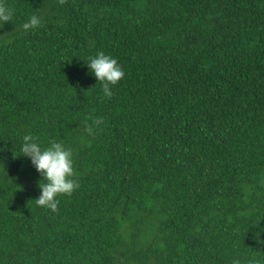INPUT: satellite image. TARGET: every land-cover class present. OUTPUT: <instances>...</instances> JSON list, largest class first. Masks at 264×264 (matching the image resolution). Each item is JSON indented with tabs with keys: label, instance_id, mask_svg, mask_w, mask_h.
I'll return each mask as SVG.
<instances>
[{
	"label": "trees",
	"instance_id": "trees-1",
	"mask_svg": "<svg viewBox=\"0 0 264 264\" xmlns=\"http://www.w3.org/2000/svg\"><path fill=\"white\" fill-rule=\"evenodd\" d=\"M3 3L0 264H264V0ZM26 134L72 152L55 212Z\"/></svg>",
	"mask_w": 264,
	"mask_h": 264
},
{
	"label": "clouds",
	"instance_id": "clouds-1",
	"mask_svg": "<svg viewBox=\"0 0 264 264\" xmlns=\"http://www.w3.org/2000/svg\"><path fill=\"white\" fill-rule=\"evenodd\" d=\"M14 17V11L0 0V21L9 22ZM42 24V18L33 14L22 25L25 31L35 30ZM89 72L102 84V90L106 97L113 95L112 88L124 77L125 71L117 59L98 52L88 57L85 63ZM22 155L27 158L37 173L42 177L38 181L40 196L35 199L38 206L55 212L58 208L61 195H71L78 182L74 179V161L71 150L62 142L52 140L47 147H42L38 139L31 134L23 137L21 146ZM235 264H239L238 261Z\"/></svg>",
	"mask_w": 264,
	"mask_h": 264
}]
</instances>
